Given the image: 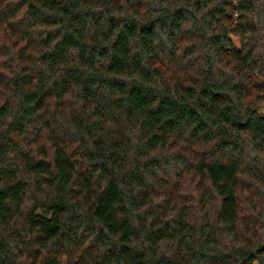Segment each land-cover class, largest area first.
<instances>
[{
    "label": "clouds",
    "instance_id": "9594fccd",
    "mask_svg": "<svg viewBox=\"0 0 264 264\" xmlns=\"http://www.w3.org/2000/svg\"><path fill=\"white\" fill-rule=\"evenodd\" d=\"M262 129L264 0H3L0 264H264Z\"/></svg>",
    "mask_w": 264,
    "mask_h": 264
},
{
    "label": "trees",
    "instance_id": "16d2710c",
    "mask_svg": "<svg viewBox=\"0 0 264 264\" xmlns=\"http://www.w3.org/2000/svg\"><path fill=\"white\" fill-rule=\"evenodd\" d=\"M2 2H3V0H0V3H2ZM262 130H264V129H262ZM223 175H224V174H223L222 172H220L219 170H217L216 173L211 174V182H212V183H216V182L218 181V178H219V177H222ZM9 194H13V195H14V193H9ZM105 203H106V202L102 201V206H103ZM5 214H7V213H5ZM225 218H227V217H225ZM37 222L40 223V222H42V221L37 220ZM45 223H47V222H45ZM57 230H58V229H53L52 232H51V234L54 235L55 232H56ZM123 259H125V258H122V257H113L112 260H111V264H121V262H122Z\"/></svg>",
    "mask_w": 264,
    "mask_h": 264
}]
</instances>
